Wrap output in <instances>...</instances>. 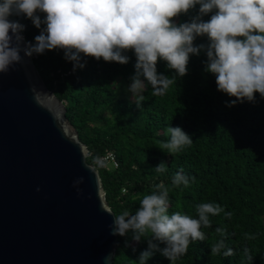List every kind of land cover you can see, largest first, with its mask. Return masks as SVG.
I'll use <instances>...</instances> for the list:
<instances>
[{
  "label": "trees",
  "instance_id": "16d2710c",
  "mask_svg": "<svg viewBox=\"0 0 264 264\" xmlns=\"http://www.w3.org/2000/svg\"><path fill=\"white\" fill-rule=\"evenodd\" d=\"M199 7L174 22H191L199 15ZM212 14L202 19L207 21ZM37 15L44 19L43 13ZM9 18L25 26L22 34L27 43L34 44L45 27L37 29L23 14ZM200 44H208L206 36L196 38L194 46ZM125 55L129 62L121 65L81 54L85 67L75 71L74 62L65 59L61 49L34 54L32 60L45 88L65 105L66 117L88 149L87 162L98 170L114 215L123 210L135 214L143 197L158 193L159 185L169 190V214L179 211L198 218L196 207L201 203H216L224 209L210 216L211 227L201 229L205 240L192 241L178 260L171 262L157 250L145 264H264V98L256 93L254 102L229 106L235 98L218 91L215 76L205 70L207 56L202 51L190 57L187 74L176 76L165 95L153 96L147 85L142 93L145 99L137 107L128 91L136 56L132 51ZM157 72L177 75L164 61L158 62ZM170 126L180 127L193 143L178 153L162 149L161 143L170 140ZM109 154L114 162L96 165ZM161 162L166 171L155 172ZM181 169L189 185L174 187L172 179ZM228 212L230 218L225 215ZM221 227L223 237L215 231ZM133 235L131 231L118 235L113 264H139L141 253L149 251L151 238L137 242ZM220 239L226 247L212 255L211 246ZM152 242L159 249L166 247ZM228 248L234 255H223Z\"/></svg>",
  "mask_w": 264,
  "mask_h": 264
},
{
  "label": "clouds",
  "instance_id": "9594fccd",
  "mask_svg": "<svg viewBox=\"0 0 264 264\" xmlns=\"http://www.w3.org/2000/svg\"><path fill=\"white\" fill-rule=\"evenodd\" d=\"M196 5L200 6L199 15L191 22H174ZM37 13H43L44 19ZM209 13L213 14L204 21L202 17ZM21 14L37 29L45 25L35 43L23 48L25 26L9 20ZM204 36L208 44L194 46L196 38ZM54 49L63 50L65 59L74 62V71L85 67L81 54L126 65L129 57L125 53L134 52L135 74L128 91L137 107L145 99L142 93L147 85H151L153 96L165 95L176 83V76L187 74L190 57L202 51L207 56L205 70L215 76L218 91L235 98L229 106L237 101L254 102L256 93L264 98V0H0V74L23 62L21 51L30 58ZM160 61L177 75L159 74ZM167 132L170 140L162 142L161 148L169 153H178L193 143L180 127L170 126ZM97 162L103 166L102 161ZM154 171L165 172V164L161 162ZM172 185H189L182 169L174 175ZM157 187L159 192L145 195L135 214L123 210L113 215L109 226L113 236L123 237L131 231L137 242L142 237L151 238L149 251L141 253L139 264H145L157 250L171 262L178 260L192 241L205 240L201 229L211 227L210 216L224 212L219 204L201 203L196 207L198 218L179 211L169 214V190L163 185ZM225 215L230 218L232 213ZM215 231L225 235L222 227ZM153 240L166 247L159 249ZM225 247L224 239H220L211 246V254L219 255ZM244 252L251 260L249 249ZM223 255L232 256L234 251L228 248Z\"/></svg>",
  "mask_w": 264,
  "mask_h": 264
},
{
  "label": "water",
  "instance_id": "95a60500",
  "mask_svg": "<svg viewBox=\"0 0 264 264\" xmlns=\"http://www.w3.org/2000/svg\"><path fill=\"white\" fill-rule=\"evenodd\" d=\"M20 55L0 74V264H113L118 235L99 172L63 102Z\"/></svg>",
  "mask_w": 264,
  "mask_h": 264
},
{
  "label": "built area",
  "instance_id": "2783aa9c",
  "mask_svg": "<svg viewBox=\"0 0 264 264\" xmlns=\"http://www.w3.org/2000/svg\"><path fill=\"white\" fill-rule=\"evenodd\" d=\"M99 160L102 161L103 166H105L106 163L114 162V157H113V155L109 154V155H107V156H105V157H103V158H100ZM96 165H97V166H101V164L98 163V162H96ZM94 167H95V166H94ZM95 168H96V167H95Z\"/></svg>",
  "mask_w": 264,
  "mask_h": 264
}]
</instances>
